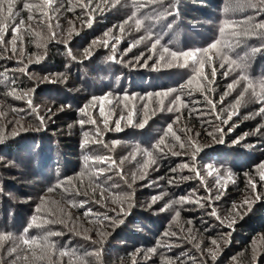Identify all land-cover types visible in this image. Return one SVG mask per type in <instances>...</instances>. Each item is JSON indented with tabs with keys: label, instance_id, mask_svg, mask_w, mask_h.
<instances>
[{
	"label": "trees",
	"instance_id": "obj_1",
	"mask_svg": "<svg viewBox=\"0 0 264 264\" xmlns=\"http://www.w3.org/2000/svg\"><path fill=\"white\" fill-rule=\"evenodd\" d=\"M233 1L245 7L57 0L58 12L46 9L51 30L22 28L15 55L8 29L9 50L0 46V234L11 238L0 242V264H264V102L252 95L264 81V29L233 35L264 23V3ZM164 48L200 50L207 79L194 71L199 64L181 67L184 58L171 61ZM177 95L183 103L173 106ZM169 125L180 139L169 134L159 151ZM49 232L59 233L48 236L55 255L38 261L21 240Z\"/></svg>",
	"mask_w": 264,
	"mask_h": 264
},
{
	"label": "snow or ice",
	"instance_id": "obj_2",
	"mask_svg": "<svg viewBox=\"0 0 264 264\" xmlns=\"http://www.w3.org/2000/svg\"><path fill=\"white\" fill-rule=\"evenodd\" d=\"M135 2V0H134ZM155 2H162V0H148V3H155ZM262 3H264V0H261ZM57 3V0H33V2H29V0H0V46L4 47V51H8L9 49L5 46V35L8 31L9 28H11V31L13 33L12 39L10 41H8L9 44H11V52L15 55L17 48H16V44H17V40L20 38L19 37V33L21 32L22 28L29 32V34H31L34 29L31 28V23L32 22H36L38 25H45V19L43 18H48L49 22L45 25L49 30H51L52 25L50 23V15H49V11L45 10V9H50L52 12H58L59 9H57L55 7ZM115 3H119V0H115ZM21 4L22 5V9L20 10H14L16 8V5ZM81 6L87 8V5L82 4ZM146 6V5H145ZM64 5L61 4L60 8H63ZM33 9L36 10V15H33ZM69 11L73 10L72 8L68 9ZM21 11H27L28 15H27V27H25L26 25V21L25 19L21 16ZM136 13L134 12L132 14V16H130L128 18V20H125V24L129 22V20H132L133 18H135ZM38 17H40L38 19ZM17 18H19V22L17 23ZM90 25V21L88 22ZM135 25L137 30L140 29V27L142 26V21L140 19H135ZM58 26V25H57ZM120 27V31H123V25L119 26ZM255 29H264V23H258L252 26L251 29L245 28L243 33L244 35H247L250 31H253ZM224 32V28L221 29V33L223 34ZM38 34V33H37ZM105 35L107 36L108 33H105ZM233 35L235 36H239L241 35V33H233ZM51 36L54 38L55 37V32H51ZM150 38V37H149ZM94 44L97 43L96 41L93 42ZM103 43L107 44L106 41H103ZM155 43H159V41L157 40ZM219 43V41L213 43L212 45H210V48L212 49H216L217 48V44ZM155 47V44L153 45V48ZM208 49H204L203 53L204 56H208ZM255 51V50H254ZM164 53H169L170 50L168 48H164L163 49ZM199 52L200 50H197L195 52L193 51H184V52H175L172 51L170 52V57H171V61H175V62H179V59L181 57L184 58V63L179 64V66L181 67H188V60L191 59L194 63L199 64V68L194 69V71L200 75L201 77H204V79H207L206 76H204V72H203V68H204V60L198 58L199 56ZM3 58V57H0ZM10 58V57H9ZM165 57L163 55L160 56V60H164ZM209 59H211L209 57ZM22 62V61H21ZM231 63L235 64L236 61H231ZM169 66H172L171 62H169ZM239 67V65H237ZM221 67H223V65H221ZM212 74L215 75V68L213 67V71ZM240 79H244L247 80L246 76H242L240 77ZM192 81L189 80V83H191ZM182 88L184 87L183 85L181 86ZM232 86L230 85V88ZM260 94L257 95V93L255 92V90L253 89V98L257 101V102H264V81L260 82ZM253 88V85L251 83H249L243 92H241L240 96L237 97L236 99V104H239L241 102V100L243 99V96L246 92H248L249 89ZM15 90H13L14 92ZM174 91V90H173ZM171 92H165V93H157V95H163L165 97H167L168 95H170ZM25 95H27L25 93ZM19 98V97H18ZM94 100L96 98H93ZM28 103L31 104V100H28ZM183 101L181 99V97L179 95L175 96V98L170 101L171 105H177V104H182ZM211 103V101H210ZM213 107H215V105H213ZM173 107H169L168 111H172ZM178 110V109H177ZM83 111V110H82ZM261 113H264V108L260 109ZM101 115H103V109H101ZM42 119V118H41ZM129 123H131V116H129ZM91 123L95 124V120H90ZM226 122V121H225ZM81 125H83L85 122L83 120H81L79 122ZM105 126H107V119H105L104 121ZM140 127H143L144 124H140ZM116 130L119 131L120 130V125H119V121L116 122ZM97 134L99 135V129H97ZM169 134H171L172 136L175 137L176 140H179L180 137L176 136L175 133L173 132L172 126L169 125L167 128V131L164 133V136L161 137V139L159 140L158 144L155 145L154 147L159 150V151H163V148H161V145L167 146L165 137H167ZM85 136L87 137V134H85ZM96 143H102L101 140H96L94 141ZM88 143V140L85 139V144ZM180 147L183 148L184 145L183 143L180 144ZM201 149L199 148V146H197L195 148L196 152H199ZM145 154L150 158H152L153 153L149 152L147 150H145ZM178 154V153H173ZM89 158L85 157V160L87 161ZM110 158H106V157H97L96 161L97 162H105L106 160H108ZM151 162L154 163V160H151ZM114 163V161L112 162ZM187 165H185L186 167ZM260 167L264 168V165H261ZM103 169H97L96 173L97 175H102L103 174ZM261 180H264V174L261 175L260 177ZM253 188H255V185H253ZM52 189H49V191H51ZM76 194H80L79 191H77ZM101 195H103L101 193ZM259 198V197H257ZM69 203H72L71 201ZM245 203H248V201H245ZM73 206H75V204H73ZM81 207L83 206V204L80 205ZM37 211H40L39 207L37 208ZM90 212V210H89ZM89 212H86L85 215H89ZM177 215H179V213H177ZM213 215H215V212L213 211ZM107 218V217H106ZM33 220H35V217L33 218ZM49 222H55V221H49ZM119 222H123L122 220ZM32 225H29V227H31ZM38 227H41L43 225H35ZM231 226V224H229V227ZM27 231V228L25 229V232ZM53 235H59V233H55V232H49L46 236H44L43 238H41L40 240L36 239V238H32V239H28V238H23L21 240V243L24 244L25 246H28V251L32 252V256L34 259L38 260V261H44L46 259V257L50 256V255H55V244L54 243H50L48 241V236H53ZM167 235V233H166ZM10 234H0V242L6 241L8 239H10ZM213 244H215L216 242L213 241ZM2 243H0V247H2ZM33 247L38 248L40 250V254L37 255V253L35 251H32ZM9 253H15L16 252V248H11L8 250ZM151 252H155L156 249H150ZM65 255H69V253L67 252V250L64 251H60L59 252V256L63 257ZM21 257H17V259H20ZM28 255H24L22 257V259H24L25 261L28 260ZM213 258H215V254L213 253ZM14 264V262H13ZM81 264H84V261L81 259ZM169 264H171V262H169Z\"/></svg>",
	"mask_w": 264,
	"mask_h": 264
},
{
	"label": "rangeland",
	"instance_id": "obj_3",
	"mask_svg": "<svg viewBox=\"0 0 264 264\" xmlns=\"http://www.w3.org/2000/svg\"><path fill=\"white\" fill-rule=\"evenodd\" d=\"M233 3H232V5L233 6H237V7H239V5H242V6H244L245 7V5L244 4H242L241 2H234L233 0H231ZM30 2H33V0H30ZM41 2H42V0H41ZM17 6V5H16ZM46 10V9H45ZM27 14H28V12H27ZM33 15H36V10L35 9H33ZM40 17H38V19H39ZM44 19V18H43ZM17 20H19V18H17ZM26 21H27V19H26ZM28 23V22H27ZM34 23V26L33 27H38V25H36L35 23L36 22H33ZM48 23V21L47 20H45V25ZM207 23H208V21H207ZM246 23V22H245ZM39 28L42 30V31H44V25H39ZM200 31L199 32H201V34L202 33H204V29L203 28H200L199 29ZM205 30H207V29H205ZM45 32V31H44ZM205 32H207V31H205ZM238 33H241V35H239V37L240 38H242V36L244 35V34H242L243 33V31H239ZM249 33H253L252 31H250ZM46 35V34H45ZM35 37H36V40H37V44H43L44 42H45V39H46V36H44V35H41V33L39 34V35H35ZM242 39H246V38H242ZM244 42V46H247L246 45V43H248V42H245V41H243ZM64 79L66 80V77H64ZM67 82L70 84V85H73V84H75V85H77L76 83H75V80L74 79H68L67 80ZM21 94L23 95L24 93H22L21 92ZM18 97H20V95L18 94ZM19 99H21V97L19 98ZM45 100V99H44ZM43 100V101H44ZM48 101L47 100H45V102L44 103H47ZM31 104H32V102H31ZM42 105H44L43 103H42ZM46 105H48V104H46ZM36 106H38V105H36ZM45 106V105H44ZM8 108V111H10V108L9 107H7ZM61 109V108H60ZM55 111H59L58 109L56 110H54V112ZM197 117L199 118L200 116L199 115H197ZM2 159L3 158H1L0 157V161H2ZM2 165H4V163H2ZM17 168H19V167H17ZM19 169H21V168H19Z\"/></svg>",
	"mask_w": 264,
	"mask_h": 264
}]
</instances>
